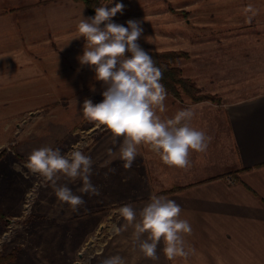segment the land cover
<instances>
[{"label":"rangeland","instance_id":"1","mask_svg":"<svg viewBox=\"0 0 264 264\" xmlns=\"http://www.w3.org/2000/svg\"><path fill=\"white\" fill-rule=\"evenodd\" d=\"M6 2L0 19L13 18V3ZM192 5L214 7L213 15L195 10L199 25L193 24L195 19L191 24L192 30L199 29V41L223 37L206 30V20L212 19L214 29H224L232 20L230 26L250 27L240 36L246 43L264 42V0H166L167 9L182 10L187 19ZM229 6L241 10L228 13ZM44 18L36 28L37 42L30 41L28 12L21 15L20 32L10 23L13 29L4 30L5 42L0 43V263L102 264L104 259L119 255L125 264H144V256L133 242V228L119 234L113 228L125 224L117 208L131 204L137 213L143 208L141 145L132 167L125 169L119 152L123 138H114L104 125L83 115V101L101 102L107 86L95 79L93 68L78 65L82 52L63 50L59 41L46 34ZM13 32L21 35V50L14 49ZM143 37L138 41L141 47L150 46ZM191 38L193 31L184 25L182 45L188 46ZM153 47L149 51H163ZM185 52L189 57L178 63L184 67V76L190 70V52ZM251 79L252 75L245 76L244 82L225 88L224 93L230 95L227 99L256 93L260 88ZM183 100L193 103L185 96ZM77 146L93 160L90 179L99 195L81 193L82 180L61 176L57 185H66L85 201L73 211L56 198L50 181L24 164L34 149L50 147L66 155ZM14 164L22 171L13 170Z\"/></svg>","mask_w":264,"mask_h":264},{"label":"crops","instance_id":"2","mask_svg":"<svg viewBox=\"0 0 264 264\" xmlns=\"http://www.w3.org/2000/svg\"><path fill=\"white\" fill-rule=\"evenodd\" d=\"M6 1L0 0V9L6 7ZM9 2L13 3V18L0 19V43L5 42L4 30L18 27L19 31L21 15L29 12L31 43L37 42L36 28L45 16L46 34L52 35L56 43L59 41L63 50L83 54L85 40L79 36L77 25L91 15L82 1ZM116 3H123L124 9L113 17L114 22L127 26L129 19L141 21L143 39L150 45L142 48L152 50L157 45L163 51L188 50L190 70L185 77L202 91L222 99V103H191L166 95V112H158L162 118L191 108L195 112L191 126L212 137L206 152L191 153V167L187 170L166 165L149 146L141 144L143 207L152 195L175 200L181 206V218L192 227V233L184 237L189 251L186 258L169 261L161 242L158 259L145 261L143 257L144 264H264V42L246 43L240 36L250 27L230 26L232 20L226 28L214 29L212 19L206 20V30L223 37L199 41V29L196 26L192 30L191 24L195 19L193 24L199 25L195 10L213 15V5L190 6L187 19L182 10L167 9L166 0H108L105 4L111 8ZM226 9L228 13L241 10L236 6ZM183 24L193 31L188 46L182 45ZM14 34V49L21 50V35ZM69 64L70 60L66 65ZM78 65L85 66L80 62ZM251 75L250 82L260 89L227 99L230 95L224 89Z\"/></svg>","mask_w":264,"mask_h":264},{"label":"clouds","instance_id":"3","mask_svg":"<svg viewBox=\"0 0 264 264\" xmlns=\"http://www.w3.org/2000/svg\"><path fill=\"white\" fill-rule=\"evenodd\" d=\"M106 5L96 7L93 17L83 18L77 25L79 36L85 40L78 60L81 65L93 68L95 79L107 86L101 102L93 103L88 98L83 101V115L104 125L114 138H123L119 152L125 169L132 167L137 147L144 144L166 165L187 170L191 167V153L206 152L212 137L191 126L195 116L191 108L181 109L167 119L158 114L166 112L167 93L160 83L161 69L138 42L143 33L141 21L129 19L127 26L116 23L113 17L123 11L124 4L116 3L111 8ZM92 166V158L79 146L66 155L50 147L34 149L24 164L32 173L50 181L56 198L73 211L85 204L83 197L66 185L58 186L57 181L61 176L72 181L80 179L81 193L99 195V189L90 179ZM12 167L22 171L19 164ZM181 212L175 200L152 195L139 213L131 204L117 208L116 213L125 224L113 228L119 234L132 227L133 242L147 259H158L157 247L163 242L165 257L174 261L189 255L184 237L192 233V227L181 218ZM102 264H125V261L115 255L104 259Z\"/></svg>","mask_w":264,"mask_h":264},{"label":"trees","instance_id":"4","mask_svg":"<svg viewBox=\"0 0 264 264\" xmlns=\"http://www.w3.org/2000/svg\"><path fill=\"white\" fill-rule=\"evenodd\" d=\"M78 1H82L86 5L91 17L95 15V8L101 6L100 0ZM146 51L149 52L155 65L162 71L160 83L164 86L167 94L178 100H183L184 96L188 97L193 103L206 100L222 103V99L219 96L203 92L192 79L183 75L178 63L180 60L189 57L187 52L180 50Z\"/></svg>","mask_w":264,"mask_h":264},{"label":"built area","instance_id":"5","mask_svg":"<svg viewBox=\"0 0 264 264\" xmlns=\"http://www.w3.org/2000/svg\"><path fill=\"white\" fill-rule=\"evenodd\" d=\"M105 1H107V0H100V2H105Z\"/></svg>","mask_w":264,"mask_h":264},{"label":"water","instance_id":"6","mask_svg":"<svg viewBox=\"0 0 264 264\" xmlns=\"http://www.w3.org/2000/svg\"><path fill=\"white\" fill-rule=\"evenodd\" d=\"M77 264V263H76Z\"/></svg>","mask_w":264,"mask_h":264}]
</instances>
